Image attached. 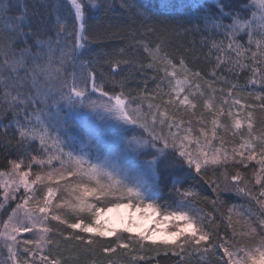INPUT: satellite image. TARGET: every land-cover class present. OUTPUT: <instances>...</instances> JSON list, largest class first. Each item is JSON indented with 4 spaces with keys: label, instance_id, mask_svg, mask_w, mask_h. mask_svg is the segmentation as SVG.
Listing matches in <instances>:
<instances>
[{
    "label": "snow or ice",
    "instance_id": "obj_1",
    "mask_svg": "<svg viewBox=\"0 0 264 264\" xmlns=\"http://www.w3.org/2000/svg\"><path fill=\"white\" fill-rule=\"evenodd\" d=\"M213 2L214 8L209 6L204 9L202 17L204 29L199 34L205 46L210 44L209 53L213 50L224 53L223 57L216 56L214 69L228 65L227 71L236 77H239V72L236 71L239 69L247 75L245 83H232L217 75L215 70L211 73V81H205L198 72H191L180 55L168 51L170 34L168 28L150 29L147 33L141 34V41H136L133 37L130 47L143 50L149 60L146 65L137 62L135 53L121 59L125 56L124 47L119 49L118 54L115 48L112 53H104L105 63L111 74L109 82L113 85L110 89L113 94H115L116 86L121 88V95L124 94L125 79L123 76L119 80L116 79L117 75L124 72L122 65L127 66L129 74L133 70L146 73L150 69L155 75L148 79L157 82L152 91L156 93L155 98L160 99L161 103H150L148 111L143 112L139 104L134 109H126L120 95L115 96L118 115L134 125L135 134L126 143L117 140L110 145V158L105 160L101 168L114 169L117 167L116 162H127L135 158L141 174L148 180L163 179L165 174L171 177L170 191L181 200L196 199L200 196V193L192 191L191 187L186 188L185 180L182 178L185 175H191L194 169L199 179L196 176L192 178L197 180L201 192H207L210 189L215 194L216 198L211 200L212 207L215 208L218 203L227 205L228 200L234 197H242L248 204L255 201L259 205L258 215L248 208L246 212L248 219L245 221L258 246L241 247L231 244L228 239L208 233L201 223L202 210L191 205L192 210L197 213L196 216H189L183 211H178L165 216L163 220H156L157 225L170 219L182 221L184 225L181 227L180 224H176L178 230L170 233V239H165L162 245L154 243L150 246L149 250L156 252V256L149 257L147 252L143 256H135L132 255L134 251H145L143 245L135 246L140 241L129 240L128 243H122L123 238L118 236L115 241L104 243L98 248L94 246L97 241L93 237H111L116 235L117 230L107 219H102L105 209L97 210L86 202L85 196L92 194L89 189L85 188L84 195L76 197L77 203H68L66 206L73 213L91 212L96 217L92 223H84L83 220L68 223L59 214L51 215L49 206L54 195L51 187L47 190V198L43 200V206H40L41 201L35 200L36 192L32 185L36 182L50 181L56 175L63 178L65 167L63 159L65 146L60 145L57 133L55 136L51 135L52 127L45 121L43 116L45 108L41 104L49 101L56 102L57 99L71 101L73 98H83L85 97L84 89L89 81L92 82L94 89L102 91L104 85L97 81L104 78V73L100 71L99 75L97 74L98 61H82L79 76L81 90H76L77 84L73 81L67 92H64L62 87L56 92L52 88H42L39 86L37 74L47 70L46 64L51 66L57 50L60 51L59 62L62 64L67 56H74L80 48L90 51L93 40L89 37H95L97 40H117L120 38V32L123 31V29L116 32L92 30L93 8L102 9L105 17L114 10L111 3L106 0H101L100 3H96V0H67L66 4L56 0L52 5H48L46 0H40L45 7V13L43 16H38L39 28L25 24V21L31 23L29 20L31 15H37L31 12L27 3L21 4L20 13L15 15L14 21L8 20L9 16L14 14L11 11L12 4L5 3L3 10H0V19L6 21L0 26V120L11 114L6 124H0V155L3 156V160L0 161V169H3L0 171V264H80L84 257L88 258L85 264H97V260L99 264H117V261L112 260L111 257L118 250L124 254L125 258H130L133 264H153V261L155 264H161V260L168 259L169 253L177 258L175 264H188V258L193 254H199L202 260H206L209 256H216V264H249V261L251 264H264V199H261L264 198V120L256 119L257 113H264V67L253 66L256 63L264 65V11L260 12L258 23L255 18L256 13H252V18L248 19L242 15V12L227 11L228 6L225 0H213ZM260 4L264 6V0H260ZM122 7L133 12L137 17L147 16V19H153L137 3L130 4L128 0H122ZM62 9L67 13L63 19L60 16ZM53 15L56 16L52 29L55 38L49 36L47 39H42L47 31L44 21ZM225 17H230L231 22L224 23ZM204 32H207L208 36H204ZM242 33L248 37V48H245L238 39ZM214 34L222 36L223 39L219 41L213 39ZM151 36H156V39L150 40ZM30 40L32 43H29ZM143 40H148V43H143ZM225 41H228L226 46ZM252 45H256L260 53L261 58L258 61L257 52L252 51ZM233 52L234 57L231 55ZM249 52L251 56H246ZM245 59L250 60L251 63H245ZM116 69L120 72H116ZM21 71L24 72L23 76L20 75ZM56 71L59 73V69ZM193 77L203 81L206 87L202 89V85L196 83ZM143 82L144 91L147 92L148 81ZM56 83L63 86L68 82L59 78ZM217 83L226 85V88H215L213 85ZM161 85L168 88V91L165 92ZM182 93H184L183 99H179ZM103 95L108 96V92H103ZM165 95L177 99L164 101ZM138 99L142 101L153 99V97L144 95L130 97L133 104H136ZM193 100L196 103H193ZM243 100H248L250 103L242 104ZM177 102L179 104L177 112L185 106L191 109L200 106L211 116V127L208 126V120L204 116L198 118V123L203 125L199 129L203 145L201 146V137L195 138L198 150H189L192 129H184L186 135L181 136L179 133L184 121L177 120L175 115L168 117L166 105ZM161 108H165L163 113ZM234 109H240L248 123L246 130L239 134L238 139L232 141L238 144V147H233L229 154L227 149L217 148L212 141L216 139L223 146L226 143L224 136L229 131H232L233 137H237L233 129H241L242 125ZM221 117L225 120L230 119L232 123H221ZM257 125H259V133ZM218 127L220 132L217 131ZM165 128L167 131H164ZM174 128L176 131H173ZM88 134L92 135L90 132ZM46 137L53 140L60 153L59 156L49 157L47 166L51 168L52 161L55 159L59 161L60 169L52 168L47 172L33 173L34 163L45 164L43 159L37 157L41 152L49 151ZM37 139L39 149L34 143ZM209 145H211L210 151H204V147ZM150 148L158 149L151 153L152 159L138 160V155ZM71 155L72 153L68 154L69 159ZM237 157H239V163H236ZM252 161H255L252 165V176L260 189L258 196L254 194L255 185L250 187L251 182H246L238 172H233L230 176L226 174L222 182H217L210 177V170L215 171L217 166L235 165L239 168ZM93 170L98 169L93 166ZM30 173L34 176L33 180H29ZM108 175L111 176L112 173ZM140 195L137 191V196ZM203 199L207 201L209 198L203 197ZM30 201H34L31 207H29ZM116 207L119 208L121 205L117 204ZM123 207L127 208L129 205H123ZM147 207L155 212L152 204H148ZM232 207H243V205H232ZM207 218L211 223L210 214ZM51 221H57L67 227L64 231L53 229L49 226ZM254 223L260 228V232H257V227H252ZM77 229L80 232L74 233ZM65 231H68L67 237L64 235ZM127 231L132 232L133 228L129 226ZM139 235L142 241L155 242L154 235H147L144 232H140ZM236 235L235 232L231 234L233 241ZM181 236L185 237L183 243H175V238ZM202 242H204L203 246ZM160 247L167 249L163 257L159 256ZM220 249H223V252ZM65 252L68 254L65 255ZM105 257L107 259H104Z\"/></svg>",
    "mask_w": 264,
    "mask_h": 264
},
{
    "label": "trees",
    "instance_id": "obj_2",
    "mask_svg": "<svg viewBox=\"0 0 264 264\" xmlns=\"http://www.w3.org/2000/svg\"><path fill=\"white\" fill-rule=\"evenodd\" d=\"M56 0H46L48 5H52ZM101 0H96V3H100ZM106 2L111 3L113 11L107 14L105 17L104 12L100 8H93L92 15V30L96 31H108L116 32L123 29L120 32V38L117 40L111 39H102L97 40L95 37H89L93 40L91 45V50L86 51L83 48L77 50L76 54L69 55L61 64L60 61V51L57 50L53 57V63L49 67L47 64L45 67L46 71L37 74V79L39 80V86L42 88H52L54 92L60 91L61 87L64 92L69 90V86L73 84V81L77 84L76 90H81L79 76L81 74V62L87 61H98L96 64V72L99 75L100 71H103L104 78L98 80V83L104 85L102 91H98L92 87V82L89 81L85 91V98L76 99L73 98L71 101L57 99L56 102H47L46 104L42 102L41 106L45 108L43 116L46 123H49L52 127L51 135L55 136L56 133L60 138V145H64V162L65 167L63 169L64 175L61 178L59 175L53 176L50 181H45L44 183L36 182L34 184V190L36 192L35 200L41 201L43 205V200L45 199V194L49 187H52L55 195L52 197L49 213L51 215L59 214L62 219H66L68 223L79 222L83 220L84 223L93 222V214L91 212L85 211L82 213H73L69 211V208L66 206L68 203H76V197L81 195L79 193L81 189L85 187L91 190L90 197H87L86 201L95 209H107L114 205H121L126 202H129V196H133V188L137 190L144 198V201L151 202L152 205L158 209L160 215L171 214L174 211H183L189 216H196L192 210L191 205H195L196 208L201 209L203 212V217L201 219L202 225L205 227V230L208 233L213 234L214 236H219L224 239H228L231 244L239 245L241 247L247 245L252 246L256 244V240L250 234L249 227L246 225L245 221L248 219L246 212L248 208H251L252 212L259 214V205L253 201L251 204L246 203L245 199L242 197H234L233 199L228 200L227 205L218 203L216 207H212L211 200H214L215 194L209 191L201 192L197 180H194L192 177L196 176L199 179V176L195 173V170L192 169L191 175H185L182 178L185 180V187H191L192 191L200 193V196L196 199L185 198L181 200L179 197L174 196L171 193V177L167 174L164 175L163 179L157 181H150L146 176H143L140 172L137 159H129L124 163L125 172H120L119 170L111 169L109 167L101 168V165L105 162L102 161V158L99 156V153L104 152V148H101L96 152L88 148H81L78 145V139L83 137L85 129H89L97 139H100L105 145L106 148H109L110 145L114 144L117 140H120L124 143L130 139L135 133L133 131L134 125L129 122H121L120 120L116 121L113 118V115L110 113L111 109L109 106H91L88 104V96H93L94 94L103 95V92H108V98H115L116 95H120L121 99L126 102L127 109H134L137 107V104L140 105L141 110L144 112L146 107L150 104H160L161 100L156 97V93L152 91L155 88L156 81L148 79L150 76H154L155 73L152 70H148L146 73L138 72L133 70L129 74L127 66L122 65L124 72L116 76V79L119 80L122 78L125 79V89L124 94L121 95V88L116 86L115 94H113L110 89L113 85L109 82L111 79V74L109 72V67L105 63L104 53H112L113 48H115L117 54L121 47L125 48V56L121 59L128 58L135 53V57L138 58L137 62L142 64L149 63V60L146 58V54L143 53V50H137L131 48L130 45L135 37L136 41H141V34L147 33L150 29L154 28H168V51L180 55L184 59L185 65L193 73H200L201 77L205 81H211V73L215 70L217 75L228 79L232 83L244 84L247 79V75L244 72H241L239 69L236 71L239 72V77H236L234 74L227 71L228 65H222L220 69H214L213 64L216 61V56L221 55L223 57L224 53H217L213 50L209 53V47L205 46L202 36L199 34L203 32L204 29V9L215 7L213 0H128L131 3H137L147 15H151L153 19H147V16L137 17L133 12L128 11L122 7V0H106ZM227 4V11L242 12L246 18L251 19L252 13H256V19L258 23L260 22V12L264 11V6L260 4V0H225ZM12 4L13 15H10L8 20L14 21L15 15L20 13V7L22 3H27L29 9L37 15H31L28 21H25L27 26L33 28H39L40 24L38 22V16H43L45 13V7L40 3V0H0V10H3L4 4ZM62 4H66L67 0H61ZM259 10V11H258ZM67 13L62 9L60 16L63 19ZM56 21V16L48 17L44 23L47 25V31L44 33L42 39H47L49 36L55 38L53 25ZM6 21L0 19V26H2ZM231 18L225 17L224 23H230ZM114 26V27H113ZM159 35V33H157ZM204 36H208L207 32H204ZM217 41L223 39L222 36H216L215 34L212 37ZM150 40H155L156 36L149 37ZM239 41L244 44L245 48H248L247 43L248 37L246 34H241L238 37ZM259 39V37H257ZM158 42V41H157ZM29 43H32L30 40ZM143 43H148V40H143ZM225 46L228 41H225ZM252 51L257 52V61L261 58L260 53L256 45L251 46ZM67 51V50H66ZM185 53L187 55H185ZM234 57L235 53H231ZM246 56H251V52L246 53ZM245 63H251L250 60L245 59ZM256 68L264 67L256 63L253 65ZM56 69H59L57 73ZM171 71V69H169ZM116 72H120L119 69H116ZM20 75L23 76L24 72L21 71ZM59 78L67 80V84L61 86L57 84L56 81ZM147 80V89L145 92V84L143 81ZM193 80L196 83H200L203 87V81L197 80L193 77ZM215 88H226L224 84H214ZM164 91L167 92L168 88L164 87ZM258 87V86H257ZM251 89V85H249ZM140 95L152 96L153 99H143L137 100L136 104L131 103L130 97L136 98ZM89 97V98H90ZM169 99L174 100L172 97L163 96L164 101ZM249 102L248 100H246ZM196 103L195 100H193ZM167 110H170V114L175 115L177 120L182 119L184 123L181 125V132L184 129L191 128L192 135H195L194 138L199 137L201 133L199 129L203 126L198 123V118L204 116L208 120V126L211 127V116L203 108L198 106L196 109H191L188 106L180 108L177 112L176 109L179 107V104L166 105ZM170 115V116H171ZM171 116V117H172ZM11 118V114L5 116L0 120V124H6ZM257 120H264V113H257ZM221 123H232V121L225 120L224 117L220 118ZM191 122V123H189ZM255 123V121H254ZM176 129L174 128L173 131ZM164 131H167L165 128ZM217 131L220 132L219 127ZM237 133V137H233L232 131H229L227 135L224 136L226 143L221 146L216 139H213L212 143L217 148L227 149L229 154H231V149L233 147H238V144L232 143L234 139H238L239 131L233 129ZM257 132L259 133V125H257ZM47 147L49 151L46 153L41 152L37 157L38 159H43L45 164L37 165L33 164L32 172H47L52 168L60 169V163L58 160L53 159L51 168L47 166V161L49 157L59 156L60 153L57 151V145L53 140L46 137ZM37 149L40 148L38 139L34 142ZM147 147V146H146ZM211 145L207 146L206 151H210ZM158 151V149L150 148L147 151H143L138 155V160H151V153ZM72 153L71 159L68 158V154ZM35 155V153H33ZM3 160V156L0 155V161ZM101 160V161H99ZM236 163H239V157H237ZM231 164V160H230ZM255 164V161L247 162L244 166L236 168L235 165L229 167V165H224L223 167L217 166L215 171L210 170L211 179L217 180V182H222L224 176L231 175L233 172H238L240 176L246 181H250V187L255 185L254 194L259 195V184L256 183L255 178L252 176V165ZM93 166H96L97 171L93 170ZM134 167V169H132ZM247 168V171H245ZM71 169V172H69ZM3 169H0L2 171ZM22 170H27L23 169ZM108 173H112L111 176ZM127 173V174H126ZM59 177V178H58ZM34 176L30 173L29 180H33ZM137 184V187H134V184ZM243 186V185H241ZM207 187V185H206ZM115 189H119L116 191ZM131 190V191H129ZM203 197H208L209 199L205 201ZM131 199H134L131 197ZM264 199V198H261ZM60 205L61 207H57ZM232 205H243V207L233 208ZM208 214L211 215L212 222L209 223ZM53 229L64 231L67 227L57 221H51L49 224ZM252 227H257V224H253ZM73 231V230H68ZM68 231L64 232L65 237L68 236ZM80 230H74V233H79ZM235 232L236 238L235 241L232 240L231 234ZM257 232H260V228L257 227ZM247 234V235H245ZM88 235V234H86ZM122 237V243H128L129 240L133 242L140 241L136 244V247L144 246L145 251L142 252H133L132 255L143 256L145 252L149 257H154L157 255L156 252L150 251V246L162 245L165 239H156L153 241H142L140 235L133 232H128L126 230H117L116 235L111 237L99 238L95 237L97 243L95 247H100V245L108 242L115 241L117 237ZM185 237L181 236L175 243H183ZM258 239V237H257ZM71 243V242H69ZM204 242H202L203 246ZM234 250V249H233ZM159 256L163 257L167 249L160 247L158 249ZM223 252V249H220ZM68 253L65 252V255ZM243 255V253H240ZM218 256V254H217ZM119 258V260H117ZM216 256H209L206 260H202L199 254H193L188 258V264H216ZM226 258V257H225ZM87 257L81 260L80 264H85ZM104 259H107L106 257ZM112 260L117 261V264H133L130 258H125L124 254L119 250L117 253L113 254L111 257ZM177 258L171 253L168 255V259L161 260V264H175ZM122 261V262H121ZM99 264V260H97ZM155 264V261H153Z\"/></svg>",
    "mask_w": 264,
    "mask_h": 264
},
{
    "label": "rangeland",
    "instance_id": "obj_3",
    "mask_svg": "<svg viewBox=\"0 0 264 264\" xmlns=\"http://www.w3.org/2000/svg\"><path fill=\"white\" fill-rule=\"evenodd\" d=\"M193 92L195 93V89H193ZM183 95H184V93L181 94L179 99H183ZM89 97L90 96L87 97L88 101H90L88 104H90V105L95 104L96 106H98V105L105 106L104 104H107L109 106V108L111 109L110 113L113 115L114 120H116V121L120 120L121 122H128V121L122 119L118 115V113L116 111V100H115V98H108V97H106L104 95H100V94H94L90 98ZM83 98H85V97H83ZM172 98L174 100L177 99L176 97H172ZM76 99H82V98H75V100ZM190 99H191V97H190ZM123 102L126 106V102L124 100H123ZM241 103L246 104V103H250V101L247 102L246 100H243V101H241ZM126 109H127V107H126ZM147 111H148V106L146 107V110L144 112H147ZM153 111H155V110H153ZM164 111H165V108H161V112L163 113ZM169 111L170 110H167L168 117H171L172 115L170 114ZM234 111L237 113L238 118L241 119L242 127H241V129H236L237 131H239V134H240L246 130V125H247L248 121L243 118L244 114L240 109H234ZM89 132L92 134L91 136L88 134ZM179 134L181 136L186 135V133L184 131H182V133H179ZM191 137H192V139L190 140L189 150H193V149L198 150V145L196 144V139L194 138L195 135L191 134ZM199 137H201V135H199ZM77 141H78V145H80V147L82 149L83 148L91 149L92 151L96 152V154H98V151H100L101 148H104V152L99 153V156L102 158L103 162H105V160L107 158H110L109 157V148H106L105 145H103L102 141L100 139H97L89 129H85L84 133H83V137L78 139ZM202 145H203V138L201 137V146ZM206 148L207 147H204V151H206ZM99 161H101V160H99ZM116 163H117V167L115 169L119 170L120 172H125L124 163H126V162H116ZM134 167L138 168V166H134ZM134 167L132 169H134ZM33 186H34V184L32 185V187ZM85 188H87V187H85ZM33 189H34V187H33ZM84 189H81V191L79 192V193H81V195H84ZM87 189H89V188H87ZM53 192H54V190H53ZM133 193H134L133 196H129L130 201L126 202L124 204H121V207L118 208V207H116V205H114L112 207L105 209V212H104L102 219H107L116 228V230H126L127 231V228L129 226H131L133 228V231H132L133 233L139 235L140 232H144L147 235H154L155 240L156 239L158 240L159 238L160 239L170 238V233L178 230L175 226L176 224H180L181 227L184 226L182 221H173L171 219L165 223H161L160 225H157L156 220H163V218L165 216H170V215L164 214L161 216L158 209L155 208L154 206L153 207L155 209V212H153L152 209H149L147 207L148 204H152L151 202L144 201V198L142 195L137 196V190L135 191L134 188H133ZM54 195H55V192H54ZM87 197H90V195H86L85 200H87L86 199ZM131 197H133L134 199H131ZM45 198H47V192L45 194ZM51 200H52V198H51ZM33 203H34V201H30L29 207L33 206ZM123 205H129V207L125 208V207H123ZM40 206H43V205H40ZM108 209H111V211H108ZM93 217H94V219H93V222H94L96 217L94 215H93ZM25 235H27V234H25ZM88 235H93V234H88ZM93 238H95V237H93ZM178 238H175V239L177 240ZM117 260H119V258H117ZM249 264H251V261H249Z\"/></svg>",
    "mask_w": 264,
    "mask_h": 264
},
{
    "label": "bare ground",
    "instance_id": "obj_4",
    "mask_svg": "<svg viewBox=\"0 0 264 264\" xmlns=\"http://www.w3.org/2000/svg\"><path fill=\"white\" fill-rule=\"evenodd\" d=\"M133 186H134V187H137V184L135 183ZM174 212H178V211H174Z\"/></svg>",
    "mask_w": 264,
    "mask_h": 264
}]
</instances>
